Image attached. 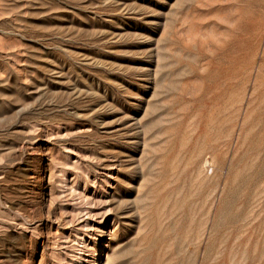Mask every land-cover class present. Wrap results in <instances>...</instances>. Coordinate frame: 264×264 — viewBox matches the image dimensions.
<instances>
[{"label":"rangeland","instance_id":"obj_1","mask_svg":"<svg viewBox=\"0 0 264 264\" xmlns=\"http://www.w3.org/2000/svg\"><path fill=\"white\" fill-rule=\"evenodd\" d=\"M0 264H264V0H0Z\"/></svg>","mask_w":264,"mask_h":264}]
</instances>
